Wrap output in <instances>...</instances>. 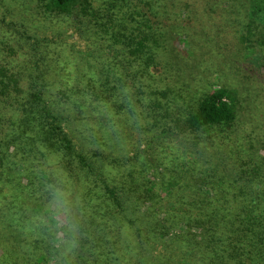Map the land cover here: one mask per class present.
<instances>
[{"label": "rangeland", "instance_id": "1", "mask_svg": "<svg viewBox=\"0 0 264 264\" xmlns=\"http://www.w3.org/2000/svg\"><path fill=\"white\" fill-rule=\"evenodd\" d=\"M126 1L130 8L142 9L159 33L160 70L152 78H125L122 84L128 87L116 97L118 105L110 106L92 96L98 90L91 79L103 81L107 70L125 72L121 46L96 44L98 30L90 17H81L77 27L65 19L56 25L40 13L37 0H0L5 59L13 52L22 61L19 46L31 50L57 40L61 57L71 63L73 74L65 91L55 84L42 90L74 148L90 164L81 167L62 145L51 146V135L36 131L44 141L36 139V157L23 171V183L29 181V204L39 208L15 210L18 195L0 193V264H148L151 255L169 250L176 254L192 239L205 245L203 252L214 242L202 237L183 209L195 208L191 198L198 189L199 166L211 171L223 158L230 162L224 150L237 144L256 147L264 135V72L256 66L258 51L264 53V15L253 12L251 0ZM98 2L92 0L93 6ZM209 11L213 20L194 26V31L204 32L197 38L187 27L192 18L205 20ZM219 85L238 90L239 117L224 146L209 141L205 145L212 147L205 149L201 134L184 131L183 121L194 96ZM154 89H166L165 94L151 92ZM250 134L254 140L246 139ZM20 214L17 222L11 221ZM25 223L30 231L23 228ZM29 238L38 239L36 247L26 241ZM40 254L44 258L39 260Z\"/></svg>", "mask_w": 264, "mask_h": 264}, {"label": "trees", "instance_id": "2", "mask_svg": "<svg viewBox=\"0 0 264 264\" xmlns=\"http://www.w3.org/2000/svg\"><path fill=\"white\" fill-rule=\"evenodd\" d=\"M37 1L40 13L53 19V24L61 25V21L65 19V22L75 23L77 27L81 17H90L96 23L99 34L95 40L96 44L109 42L112 46H121L120 57L125 59V72L117 73L113 70V74L107 70L103 81L91 79L93 86L98 90L92 94L95 100H104L110 106L118 105L116 97L128 87L127 83L122 84L125 78L134 82L144 77L152 78L159 73L157 52L161 38L147 23L144 13H141L142 9L130 8L126 0H100L96 7L93 6L92 0ZM138 3L143 2L139 0ZM250 5L253 12L255 10L264 15V0H251ZM212 20L213 15L209 11L205 20L192 18L187 28L198 38L204 32L194 31V26L200 21L209 23ZM45 42L35 45L31 50L19 46L17 50L24 56L22 61L14 58L13 52L12 58L5 59L6 51L4 46H0V193L10 191L11 197L18 195L14 204L15 210H20L23 206L25 210L34 212L35 208H39L29 204V181L23 183V171L28 169L30 160L36 157V152H33L39 141L36 139L41 138L36 131L45 132L46 136L51 135L52 139L47 137L48 141L53 142L51 146L62 145L65 153L73 156L81 167L90 166L84 153L74 148L69 134L60 125L58 113L53 110L51 101L43 93L42 88L53 87L54 84L63 90L73 74L68 58L63 60L61 57L58 41ZM111 51L118 54L117 51ZM258 53L257 71L264 72V53ZM152 86L147 85L150 88ZM166 89H154L151 92L164 95ZM194 97L195 100H191L193 106L183 121L184 131L201 134L205 149L212 147V144L205 145L209 141H221L219 145L224 146L239 117L237 111L242 99L239 98L238 90L230 85H219ZM246 139L255 138L250 134ZM259 139L256 147L237 144L235 150H224L230 153L226 156L230 162L223 158L219 163H213L211 171L199 166L196 174L199 180H196L198 189L191 198L195 208H184L183 212L189 214L195 224L192 225L201 230L203 238L214 242L206 246L203 252L205 245L192 239L189 247L179 250L176 254L169 250L157 253L154 258L151 255L148 264H156L155 261L161 263L165 259V264H206L207 257H211V260L208 258V264H264V135L260 134ZM231 154L235 159H231ZM241 156L248 159H240ZM218 160L219 155L215 161ZM231 160L235 161V173ZM229 163L228 169H220ZM38 183L46 187L44 180ZM110 193L113 203L119 206L120 200L114 190L110 189ZM17 200L21 201L20 205ZM5 210L9 211L7 208ZM26 214L27 220H30L31 212ZM21 216L22 214L15 215L11 221L17 222ZM23 228L30 231L28 223H25ZM179 237L175 239H180ZM35 240L38 239L29 238L26 241L36 247ZM190 254L193 256L192 260H188ZM43 258L42 254L38 257L39 260Z\"/></svg>", "mask_w": 264, "mask_h": 264}]
</instances>
